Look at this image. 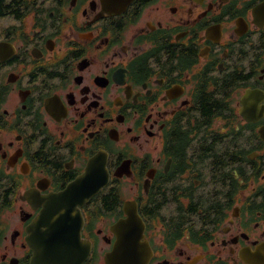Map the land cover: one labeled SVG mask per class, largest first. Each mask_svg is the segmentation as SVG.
<instances>
[{"label": "flooded vegetation", "instance_id": "af4514ba", "mask_svg": "<svg viewBox=\"0 0 264 264\" xmlns=\"http://www.w3.org/2000/svg\"><path fill=\"white\" fill-rule=\"evenodd\" d=\"M88 168L82 264H264V0H0V264Z\"/></svg>", "mask_w": 264, "mask_h": 264}, {"label": "water", "instance_id": "95a60500", "mask_svg": "<svg viewBox=\"0 0 264 264\" xmlns=\"http://www.w3.org/2000/svg\"><path fill=\"white\" fill-rule=\"evenodd\" d=\"M90 168L64 190L38 198L42 209L29 238L33 254L29 264H82L89 247L81 239L83 219L79 210L90 196L105 183L90 182ZM89 184L87 188L84 186ZM126 217L112 225L116 236L106 253L107 264H147L144 249L143 224L133 200L124 202ZM45 227V228H43Z\"/></svg>", "mask_w": 264, "mask_h": 264}, {"label": "rangeland", "instance_id": "374dc122", "mask_svg": "<svg viewBox=\"0 0 264 264\" xmlns=\"http://www.w3.org/2000/svg\"><path fill=\"white\" fill-rule=\"evenodd\" d=\"M130 187H131V184H124L123 194H122L123 198L130 196Z\"/></svg>", "mask_w": 264, "mask_h": 264}]
</instances>
